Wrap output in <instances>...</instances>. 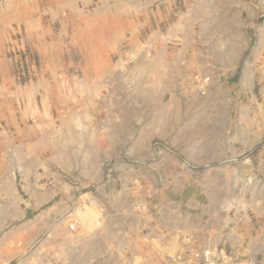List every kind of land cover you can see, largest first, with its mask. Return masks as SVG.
<instances>
[{
	"label": "rangeland",
	"instance_id": "1",
	"mask_svg": "<svg viewBox=\"0 0 264 264\" xmlns=\"http://www.w3.org/2000/svg\"><path fill=\"white\" fill-rule=\"evenodd\" d=\"M202 3L0 0L40 80L0 105V264H264V10L215 30Z\"/></svg>",
	"mask_w": 264,
	"mask_h": 264
},
{
	"label": "crops",
	"instance_id": "2",
	"mask_svg": "<svg viewBox=\"0 0 264 264\" xmlns=\"http://www.w3.org/2000/svg\"><path fill=\"white\" fill-rule=\"evenodd\" d=\"M256 3V4H255ZM203 11L205 13V18L208 25V28H214L215 30H223L227 29L230 31H237L247 26L248 20H251L254 12L259 10H264V0H203ZM5 10V9H4ZM2 11V8H1ZM12 13V12H11ZM5 11L0 12V105H5L7 107V103L13 100V103L17 100H23L26 95H34V92L39 91V83L37 82L29 83L24 86L17 84L14 77V69L12 60L7 55L8 49V35L9 31L7 29L8 19L12 18ZM21 19V16L18 18ZM246 23V24H244ZM207 26V25H206ZM15 44V43H13ZM34 90V92H33ZM4 117L7 118V123H24L22 120H18L17 116L14 115V111H8L6 113H2ZM19 135V134H18ZM20 138L16 139H24V140H33L36 135L29 134H21ZM8 138L1 139V141H8ZM2 145V144H0ZM4 146V143H3ZM2 151V150H1ZM47 151L49 154H46L49 158V161H55L51 158V152L48 150H37L38 153H45ZM58 154V155H57ZM58 159L59 153L52 154ZM54 157V158H55ZM45 161V163L49 162ZM58 162V161H57ZM61 163L62 159L60 160ZM58 162V163H60ZM8 160L3 158V155L0 154V165L1 167H5V171L8 170ZM60 179V176H58ZM36 184V183H35ZM45 184V182H43ZM31 185V184H30ZM40 186H28L26 189L30 188L29 196L30 202L29 205L31 208H40L43 206V213L50 211L55 212L60 206V199L56 193L49 191H43L44 185ZM43 187V188H42ZM58 198V199H57ZM57 199V200H56ZM57 205V206H56ZM46 219V218H45Z\"/></svg>",
	"mask_w": 264,
	"mask_h": 264
},
{
	"label": "built area",
	"instance_id": "3",
	"mask_svg": "<svg viewBox=\"0 0 264 264\" xmlns=\"http://www.w3.org/2000/svg\"><path fill=\"white\" fill-rule=\"evenodd\" d=\"M76 224H77V220L76 219H74L72 222H69L68 229L71 230V231L75 230ZM213 246H216V245H213ZM204 252L207 253V250H205Z\"/></svg>",
	"mask_w": 264,
	"mask_h": 264
},
{
	"label": "bare ground",
	"instance_id": "4",
	"mask_svg": "<svg viewBox=\"0 0 264 264\" xmlns=\"http://www.w3.org/2000/svg\"><path fill=\"white\" fill-rule=\"evenodd\" d=\"M239 207V206H238ZM173 222V221H172ZM177 223V222H176ZM216 225V224H215ZM163 241V240H162Z\"/></svg>",
	"mask_w": 264,
	"mask_h": 264
}]
</instances>
